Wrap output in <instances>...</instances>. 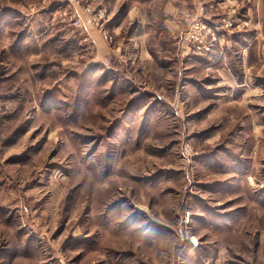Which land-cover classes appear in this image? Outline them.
Here are the masks:
<instances>
[{
  "label": "rangeland",
  "instance_id": "1",
  "mask_svg": "<svg viewBox=\"0 0 264 264\" xmlns=\"http://www.w3.org/2000/svg\"><path fill=\"white\" fill-rule=\"evenodd\" d=\"M48 1L0 0V264H264V34L232 42L258 54L234 73L245 85L213 88L207 62L149 59L146 31L124 21L132 3L149 23L175 0H73L56 21ZM197 1L236 6L207 11L214 25L245 7L264 25V0ZM33 8L48 26L16 24ZM72 8L87 26L61 22ZM39 27L47 41L20 60L16 34Z\"/></svg>",
  "mask_w": 264,
  "mask_h": 264
},
{
  "label": "crops",
  "instance_id": "2",
  "mask_svg": "<svg viewBox=\"0 0 264 264\" xmlns=\"http://www.w3.org/2000/svg\"><path fill=\"white\" fill-rule=\"evenodd\" d=\"M48 1V0H46ZM73 0H60V1H54V6L53 9L52 7H50L49 9H52V11H49V14L52 16V20L56 21L55 19V12L54 11V7L55 6H65V7H72ZM136 1V0H135ZM229 1V0H228ZM51 1H48L47 4H49ZM44 0H42V5L44 4ZM213 3V2H212ZM140 4L142 5H146L147 3L143 0H140ZM154 5V4H153ZM201 3H199V1L197 0H175L172 1L170 4H168L166 6V13L163 15H161V13L159 15H161L160 17L156 18L154 17V19L150 17V22L149 23H145V20L143 19L145 13L142 11H138L137 8H135L133 6V3L131 6H128L127 9L124 11V21L126 19H134V22L137 21L139 25H141L140 27L144 28V32L146 31V35H147V39H146V44L144 42V49H145V56H149L147 58L151 59H156L158 62L160 61V58L162 57L161 60L167 61L168 63L173 61V58L176 60V63L180 62L184 65H187L188 63H204L207 62V64H209V66L207 67V70H212L213 74H217L219 75L217 78V80L215 81V83L213 85H215L213 88H217L216 86L218 85H222L219 87H226V84L228 85L227 87H230L232 85L237 86L239 88H242L246 81H236L234 78V73L239 72L238 70H241L242 72H246L247 70H249V67L254 63V61L256 60V51L254 53H252V50H247L246 46L245 48L239 51H232L231 49V45L232 42L234 40L235 37H238L240 42H245V38L244 36H240L243 31L242 29L245 28H252L255 31V38L260 37V34H264V25L261 26L260 29H258V27H260V21H258V18H254V15L256 13L255 10L251 9L250 7H245V9H241L239 11H237L236 16H235V25L236 27L234 29L231 30V32H228L226 30H222L221 32V38L219 40V44L217 45V47L212 50L210 53L207 54H198L196 53V51L192 48H190V43L188 41H185L183 39V36L185 33H181L178 37L174 36L177 35L176 32H178L180 30L179 26L181 24V22L183 21L184 17L186 18V22L189 23L188 25L190 26L192 21L197 17V15L200 13V9L202 8L203 11H206V13L203 12V14H205L206 16L209 15V13L207 14V11H209L211 13V15H214L213 12L214 11H220L222 10V13L220 14V17L222 14H224L226 9L228 8H232V7H236V6H232L231 4H229L227 1L225 2H217L216 5L212 4L209 5L208 8L206 7H201ZM51 5L46 6V8H48ZM148 6V5H147ZM6 8H10L11 6H5ZM2 9V8H0ZM45 9V8H44ZM60 9V8H59ZM73 9V8H72ZM21 14L20 16H16L15 17V21L16 24L19 25H34V24H38L40 27L42 26H48L49 23H45V18H49L50 16L47 14L48 11L43 10L42 14L38 13L39 9L32 10L31 15H27L25 13L22 12V10L17 9ZM74 11L78 12L79 14L82 15L83 19H85V25L87 26L86 23V17L79 12L76 9H73ZM58 12V11H57ZM242 13V14H241ZM46 14L48 15L47 17ZM210 16V15H209ZM61 18V17H60ZM59 18V20H60ZM152 19V20H151ZM215 19H217L215 17ZM9 20L8 17H6L4 19V22H7ZM143 20V22H142ZM48 21V20H47ZM66 21V20H65ZM64 22V19L61 21ZM42 23L44 25H42ZM65 23H68V21H66ZM124 23V22H123ZM151 23V24H150ZM220 22L218 21V24ZM6 24V23H5ZM264 24V23H262ZM145 25V26H144ZM153 26H161V30H159L158 32L156 30H153ZM38 28V30L40 31L39 33H37L34 30L33 34H16V40L19 41V46L17 47V51L18 53L21 55V57H25V58H19L20 60L26 59L27 58V62L31 61L32 56L37 53L36 52H30V51H25V48L23 45L31 43V42H36V45L38 47L41 46V42H43L44 40L48 39V36L45 34L46 30H49V27H46L42 30V28ZM82 28V27H81ZM119 28H115V30H118ZM23 30V29H22ZM78 30V29H77ZM175 33V34H174ZM43 36V39H38L40 38V36ZM50 37V36H49ZM13 37H9L8 39H12ZM172 39L171 42V47L174 49V46L176 47V52L174 54H170L171 51L167 52L166 55V50H164V48H157L154 44L157 41L160 42H165ZM180 42H179V40ZM154 40V43H151V41ZM174 40H178V44L177 41L174 42ZM1 41V40H0ZM47 41V40H46ZM53 48H55L56 50H59L58 44L56 40H53ZM60 44H62L61 46H63V42H61ZM247 44V42H246ZM60 46V47H61ZM98 46L100 47L99 51L101 53L106 54V50H108L107 46H105V43H101L98 44ZM3 48V46H2ZM10 49L13 50V48L10 46ZM50 49V48H49ZM42 49H39V54L43 53L44 51H41ZM39 54H37L36 56H38ZM113 56L115 57V53L113 54ZM116 58V57H115ZM222 62V66H220L219 68H217V66L215 65L218 61ZM187 62V63H184ZM198 62V63H197ZM99 65V64H98ZM37 67V66H35ZM182 69V68H180ZM220 69L223 70L222 74H225V77L222 76ZM175 70H178V67L175 68ZM216 72V73H215ZM37 73V72H36ZM222 76V78H220ZM240 79V78H239ZM188 82L191 83H196V81L194 79L189 80ZM16 259V258H15ZM17 260V259H16ZM22 261H27L28 258L26 259H21ZM14 261V260H12ZM41 262H37V264H40ZM12 264V263H11ZM18 264V263H16ZM27 264V263H24Z\"/></svg>",
  "mask_w": 264,
  "mask_h": 264
},
{
  "label": "built area",
  "instance_id": "3",
  "mask_svg": "<svg viewBox=\"0 0 264 264\" xmlns=\"http://www.w3.org/2000/svg\"><path fill=\"white\" fill-rule=\"evenodd\" d=\"M83 10L90 17L91 22L95 26H103L102 21L104 20L105 15L102 9L95 11L88 5L84 7ZM61 17L75 28L83 27L82 15L74 10H72L71 13L63 11L61 13ZM234 23L235 20L233 11L232 14L227 13L222 16L220 23L218 25H214L211 22V18L203 14V9L201 8L200 13L192 21L188 31L185 32L183 39L192 44V48L196 51V53L207 54L214 50L219 44L222 30H230L234 26ZM103 37L107 41H110L111 39V37L107 34H104Z\"/></svg>",
  "mask_w": 264,
  "mask_h": 264
},
{
  "label": "trees",
  "instance_id": "4",
  "mask_svg": "<svg viewBox=\"0 0 264 264\" xmlns=\"http://www.w3.org/2000/svg\"><path fill=\"white\" fill-rule=\"evenodd\" d=\"M1 10V9H0ZM5 16H4V14H1L0 15V21L4 18ZM162 28H158V29H156V31L158 32L159 30H161ZM20 35H22V34H20ZM15 40V42H14V46L17 48L18 46H19V41L18 40H16V38L14 39ZM155 41L154 40H152L151 41V43H154ZM157 42H160V41H157ZM65 45H63V47H64ZM161 48H164L163 46L161 47ZM173 50V48L171 47V49L170 50H168L167 52H169V51H172ZM195 264H196V262H195Z\"/></svg>",
  "mask_w": 264,
  "mask_h": 264
}]
</instances>
